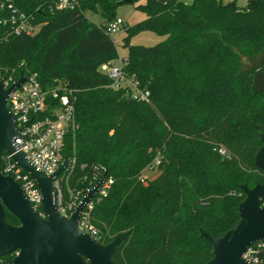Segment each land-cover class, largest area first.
<instances>
[{
  "label": "trees",
  "instance_id": "obj_1",
  "mask_svg": "<svg viewBox=\"0 0 264 264\" xmlns=\"http://www.w3.org/2000/svg\"><path fill=\"white\" fill-rule=\"evenodd\" d=\"M75 1L74 9L57 10L53 0H1V21L21 13L40 29L16 35L0 23V80L35 73L45 88L64 83L74 90L62 192L65 200L70 192L85 194L106 174L111 183L90 221L103 244L128 233L114 264H207L212 248L200 231L222 237L239 221L241 187L264 185L255 163L264 146V94L252 91L254 73L239 76L240 56L264 52V0H249L246 8L222 0H143L137 9L146 19L126 28L122 45L125 72L149 92L147 101L113 88L101 72L118 59L106 28L121 0ZM87 12L100 15L101 24ZM145 31L164 40L130 44ZM148 168L157 173L149 181L142 176ZM6 222L19 225L9 213Z\"/></svg>",
  "mask_w": 264,
  "mask_h": 264
},
{
  "label": "water",
  "instance_id": "obj_2",
  "mask_svg": "<svg viewBox=\"0 0 264 264\" xmlns=\"http://www.w3.org/2000/svg\"><path fill=\"white\" fill-rule=\"evenodd\" d=\"M131 0H121L119 6L130 4ZM239 76L254 73L252 91L264 94V52L251 57L240 56ZM25 82L22 74L17 83L8 89L0 82V259L15 254L12 264H114L118 247L128 237V233L117 234L109 244H103L80 228V217L102 188L106 174L87 193L70 217L62 216L58 209V196L54 182L64 173V160L57 171L46 175L37 170L26 154L15 146L19 131L15 118L8 110L9 94ZM264 142V133L260 135ZM6 152L17 167L26 173L37 185L42 200V217L26 198L22 188L11 177L1 172V157ZM256 167L264 170V146L255 157ZM245 199L239 204V221L222 237L213 238L203 230L202 238L212 248V259L207 264H251L242 259L243 253L251 245L264 240V185L250 189L241 187ZM6 213L14 216L18 226L6 222Z\"/></svg>",
  "mask_w": 264,
  "mask_h": 264
},
{
  "label": "built area",
  "instance_id": "obj_3",
  "mask_svg": "<svg viewBox=\"0 0 264 264\" xmlns=\"http://www.w3.org/2000/svg\"><path fill=\"white\" fill-rule=\"evenodd\" d=\"M0 5L3 6V4ZM53 6L57 10L74 9L77 2L75 0H53ZM11 7L12 5H9V8ZM0 23H10L16 35L33 36L40 29L39 25L33 24L30 17L15 12L8 19L0 20ZM122 26L123 21L117 18L107 24L106 32L112 37L121 31ZM126 65L127 59L124 58L119 61L118 65H104L101 69L112 81L113 88L124 89L133 100L147 101L149 92L140 89L134 76L126 74ZM21 75L17 77L15 72H12L10 75L2 76L0 82L3 83L5 89H8L19 81ZM23 75L25 82L9 94L7 102L8 110L14 116L16 128L19 131L15 146L18 151L26 154L28 161L37 170L49 176L54 174L64 161L65 140L75 125L76 95L74 90L64 83H59L53 88H45L40 83L37 74ZM219 152L222 156L227 155L224 149H220ZM158 164L157 162L156 165ZM66 171L69 172L70 168L68 170L67 167L54 184L57 190L59 212L62 216L70 217L81 199L91 190H87L85 194L70 192L68 199L65 200L62 183L66 177L64 175ZM1 172L20 185L34 209L44 217L40 211L42 196L37 185L17 167L12 157L6 152H3L1 157ZM110 183V180H105L99 194L86 205L80 217V228L98 241H100L99 232L91 224L90 212L94 204L100 201L101 196L106 195ZM262 207H264V201ZM242 259L251 264H264V240L251 244L243 253Z\"/></svg>",
  "mask_w": 264,
  "mask_h": 264
},
{
  "label": "rangeland",
  "instance_id": "obj_4",
  "mask_svg": "<svg viewBox=\"0 0 264 264\" xmlns=\"http://www.w3.org/2000/svg\"><path fill=\"white\" fill-rule=\"evenodd\" d=\"M182 1H184L187 4H190L192 0H182ZM222 1L224 3L235 2L237 6L240 8H246L249 2V0H222ZM143 3L144 1L141 0L138 3L124 4L117 8L116 16L123 21V26L118 34L112 36L113 41H115V43L117 44L118 59L112 62L111 64L118 65L121 59L127 57L128 54L127 49L122 45L123 39L126 37V28H131L134 25L146 19V14L137 9V6ZM86 17L90 22H92L95 25H100L101 22L103 21L100 15L91 12H87ZM163 40L164 37L158 36L152 32L145 31L134 35L130 39V44L133 46L153 47L159 44L160 42H162ZM101 72L103 73L102 69ZM156 175H157L156 168H152V169L148 168L142 174L143 178L147 179L148 181L155 178Z\"/></svg>",
  "mask_w": 264,
  "mask_h": 264
}]
</instances>
